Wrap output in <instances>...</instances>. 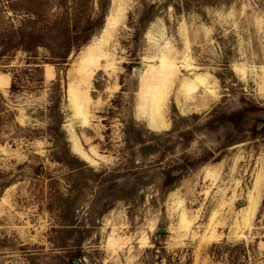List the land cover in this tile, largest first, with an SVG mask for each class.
Segmentation results:
<instances>
[{
  "label": "rangeland",
  "instance_id": "1",
  "mask_svg": "<svg viewBox=\"0 0 264 264\" xmlns=\"http://www.w3.org/2000/svg\"><path fill=\"white\" fill-rule=\"evenodd\" d=\"M102 3L0 0V35L96 29L59 68L0 45V264H264V0Z\"/></svg>",
  "mask_w": 264,
  "mask_h": 264
},
{
  "label": "trees",
  "instance_id": "2",
  "mask_svg": "<svg viewBox=\"0 0 264 264\" xmlns=\"http://www.w3.org/2000/svg\"><path fill=\"white\" fill-rule=\"evenodd\" d=\"M103 0H97L100 8L103 7ZM70 17V16H69ZM68 15H63L59 19L52 21L48 24L36 26V23H33L31 27L22 28L21 30H12L3 33L0 35V45L3 52H8L10 50H21L27 55L31 52H34L38 49H44L48 53V58H45L47 63L53 65L56 68L64 67L70 55L74 52H78L80 48L86 46L90 41V38L93 36L94 27H91V21L88 18H83L82 15H72L70 18ZM102 27V19H99L97 28ZM28 61V60H27ZM30 65V63H26ZM34 67L27 70L31 72L32 76H35L37 79H31V82L41 83L42 75L40 70V65L38 63H33ZM29 68V67H28ZM17 74L12 76V91L16 90L17 87ZM52 118V117H51ZM240 118L231 117L230 121L233 124L240 121ZM55 119V118H54ZM53 118L52 123L57 126L55 127V134L63 140L65 134L61 128L62 122H57ZM146 133H150L145 129ZM142 132L135 128L134 121L131 120V124L126 129V144L131 145H143ZM57 137V139H58ZM54 139V144L56 140ZM64 147H67V143H64ZM164 186L172 184L170 175H167L164 179ZM73 260H70L67 264H72Z\"/></svg>",
  "mask_w": 264,
  "mask_h": 264
},
{
  "label": "bare ground",
  "instance_id": "3",
  "mask_svg": "<svg viewBox=\"0 0 264 264\" xmlns=\"http://www.w3.org/2000/svg\"><path fill=\"white\" fill-rule=\"evenodd\" d=\"M117 23H119V18L117 19ZM105 24V23H104ZM105 26L106 25H104V30H105ZM104 30L102 31V34L101 35H103V32H104ZM112 33H113V30L111 31V30H109L108 32H107V35H106V39L105 40H102V45H101V47H102V49H100V53H102L103 54V56L105 55V49H106V47L108 46V44H109V42H110V39H111V37H112ZM87 48V47H86ZM48 69V68H47ZM47 71V70H46ZM48 79H49V77H48ZM69 96V95H68ZM67 100H69V97H67ZM71 109H72V111H73V121H77V119H79V121H81V123H82V121H84V119H83V114H82V112H81V114L80 115H78V116H76V114H75V112H76V110L74 109V107H71ZM84 112V111H83Z\"/></svg>",
  "mask_w": 264,
  "mask_h": 264
},
{
  "label": "water",
  "instance_id": "4",
  "mask_svg": "<svg viewBox=\"0 0 264 264\" xmlns=\"http://www.w3.org/2000/svg\"><path fill=\"white\" fill-rule=\"evenodd\" d=\"M104 25H106V21H105V24ZM103 30H104V26H103ZM134 73H135V76L139 77L140 76V68L139 67H136ZM75 126H80V124L77 121H75V122L72 123V129ZM72 264H80V263L78 261H76V260H73L72 261Z\"/></svg>",
  "mask_w": 264,
  "mask_h": 264
}]
</instances>
